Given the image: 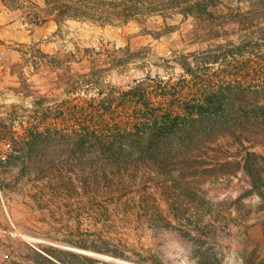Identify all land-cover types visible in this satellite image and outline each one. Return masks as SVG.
<instances>
[{"label":"rangeland","instance_id":"374dc122","mask_svg":"<svg viewBox=\"0 0 264 264\" xmlns=\"http://www.w3.org/2000/svg\"><path fill=\"white\" fill-rule=\"evenodd\" d=\"M42 3L0 0V156L24 138L32 147L0 166V264H51L45 251L54 264H264V186L261 197L240 162L245 151L264 157L263 120L244 125L240 144L216 136L191 154L164 152L167 174L134 165L123 184L84 187L62 163L83 154L63 137L80 140L97 111L137 114L124 95L132 88L167 110L202 82L189 65L214 84L229 74L264 79V0H230L243 16H216L209 29L180 15L34 23ZM208 53L225 57L205 63ZM42 122L48 143L34 149Z\"/></svg>","mask_w":264,"mask_h":264},{"label":"trees","instance_id":"16d2710c","mask_svg":"<svg viewBox=\"0 0 264 264\" xmlns=\"http://www.w3.org/2000/svg\"><path fill=\"white\" fill-rule=\"evenodd\" d=\"M256 7L259 8L253 3L252 6L249 5V12ZM261 8L264 9V6ZM35 9L37 12L34 23L51 19L57 25L69 19L90 21L102 26L124 25L155 15H180L192 18L196 26L204 25L209 29L213 24L212 18L216 16L222 19L234 15L239 18L243 16L241 8L232 6L230 0H43L42 5H37ZM42 14L46 19H42ZM236 24L238 29L241 28L240 22ZM238 33L236 31V35ZM207 55L205 63L221 62L225 57V53L222 57L211 56V53ZM199 59L200 62L203 61V58ZM185 72L198 80L196 83L202 82L197 83L193 95L189 93L188 98V94L182 96L178 104H173L171 108L162 110L159 106L151 109L146 95L139 88H132L124 95L135 98L134 101L127 98V102L135 106V116L119 119L114 112L99 110L96 112L99 116L88 120V124L81 128L82 131L79 132L83 134L76 143V138L72 136L74 133L69 138L64 136L63 139L73 141L72 146H78L83 153L62 162L69 165L70 170L66 173H79L78 179L84 187H91L94 181L101 184L102 180L107 186L114 181L123 184L131 167L137 164H154L156 170H159L157 172L167 174L166 171L170 170L162 158L164 152L169 150V153L179 154L180 150L183 154H191L203 138L211 139L216 136L230 135L240 144L245 140V124L262 120L264 122V79L255 81L229 74L230 80L214 84L213 81L201 79V71L191 65L185 68ZM169 96L166 94L162 97L167 99ZM146 109L150 111H145ZM34 125V149L45 148L43 142L48 143V140L41 130L45 122ZM21 146L31 147L30 139L24 138ZM13 147L6 158L2 159L0 156V166L10 165L17 160V153L22 147L17 144ZM240 155L241 168L250 177L255 193L262 197L264 168L261 163L264 157L252 151L241 152ZM67 181L68 187L75 184L70 177ZM107 186L102 189H107ZM104 253L113 257H125L115 252ZM40 256L54 264L51 252L45 251Z\"/></svg>","mask_w":264,"mask_h":264}]
</instances>
